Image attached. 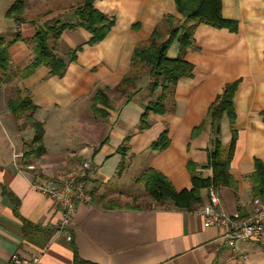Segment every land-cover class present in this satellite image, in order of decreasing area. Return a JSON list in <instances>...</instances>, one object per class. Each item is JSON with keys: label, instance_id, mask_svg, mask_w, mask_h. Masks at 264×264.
I'll return each instance as SVG.
<instances>
[{"label": "crops", "instance_id": "obj_1", "mask_svg": "<svg viewBox=\"0 0 264 264\" xmlns=\"http://www.w3.org/2000/svg\"><path fill=\"white\" fill-rule=\"evenodd\" d=\"M15 2L22 8L8 17ZM82 2L0 0V38L14 41L0 82V264H9L13 255L22 264L33 259L36 264H264V236L231 249L221 238L222 228L204 226L208 188L199 190L200 202L192 211H184L157 207L136 181L153 169L176 192L190 191L189 165L201 179L211 180L209 153L216 136L209 110L227 84L238 82L234 120L223 114L216 121L224 148L231 129L236 131L229 168L235 187L215 190L221 209L235 220L251 213L252 200L260 198L253 195L251 179L256 162L264 169V0H221V15L235 23L232 29L196 23L194 48L185 55L194 67L192 75L181 77L170 94L173 111L149 113L142 130L144 107L158 95L146 88L148 71L130 98L112 90L128 72L134 47L149 38L164 16L183 20L174 0H96L93 7L114 20L101 42L88 45L86 30L66 29L51 42L55 54L68 61L63 77L49 75L45 66L25 78L19 75L34 61L36 31L55 22L73 24ZM71 51H76L74 61H69ZM177 55L175 39L167 57ZM103 88L110 90L111 101L105 118L90 110L93 95ZM18 93L31 99L36 107L32 120L43 125L39 156H21L30 150L34 129L9 109L8 99ZM163 134L167 146L151 151ZM71 137L77 140L74 146ZM123 147L124 155L119 152ZM86 161L89 168L82 171ZM82 173L91 203L76 204L70 227L58 236L62 210L34 185L58 186L69 174Z\"/></svg>", "mask_w": 264, "mask_h": 264}, {"label": "trees", "instance_id": "obj_2", "mask_svg": "<svg viewBox=\"0 0 264 264\" xmlns=\"http://www.w3.org/2000/svg\"><path fill=\"white\" fill-rule=\"evenodd\" d=\"M96 0H83L81 6L76 10V21L73 24H53L45 25L36 31L33 38L35 58L31 65L26 67L19 74L25 78L29 76L38 66H45L49 69V75L61 78L67 69L68 61L59 58L55 54V48L52 46L61 36L64 30L82 28L86 30L91 38L88 45H94L101 42L109 33L113 26V18H109L98 12L93 7ZM176 11L182 16L183 20H176L171 15H166L161 22L155 26L149 38L137 44L132 52L128 72L122 77L119 84L112 90L114 93L130 98L138 90L141 77L147 70L148 82L146 88L149 94L158 95L153 101L148 102L144 107V113L141 116L138 129L142 130L148 127V115L154 113L164 115L172 112L174 104L169 101L170 94L177 85L181 77L191 76L193 65L185 60L186 53L194 48L193 31L196 23H204L214 28L232 29L234 22L225 20L221 15V0H174ZM19 2H15L8 10L7 16L11 17L21 10ZM177 40L178 55L175 59L167 57V51L172 42ZM14 42V41H13ZM0 38V82L3 74L9 65L8 48L13 43ZM52 42V45H51ZM79 49V48H78ZM75 52L71 51L69 61L75 60ZM238 82L227 84L222 94H220L214 104L211 106L208 118L214 122V132L216 136L213 141V149L209 153V160L212 167V179H201L195 173V167L188 166L191 174L192 189L190 191L176 192L170 182L159 172L148 169L136 180L141 183L146 195L154 202L157 207L173 205L175 208L184 211H192L200 202L199 190L201 188H214L218 186L235 187V182L229 174L230 163L233 158L234 146L236 141V131L231 129L232 139L226 148H224L218 138L216 121L225 114L230 121L234 120V111L232 108V98ZM108 88L97 89L92 97L90 110L97 116L106 117L110 106L108 97ZM8 106L14 118L21 116L33 127L34 135L28 146L30 155L39 156L43 152L42 137L44 133L43 125L40 122L32 120V113L35 106L28 97L18 93L15 98L8 99ZM264 120V110L261 112ZM204 121L200 128L204 127ZM168 144L166 136L161 135L150 145L151 151H160ZM124 147L119 150L124 155ZM190 164V163H189ZM121 168L123 165L121 164ZM255 187L253 188L254 197L260 196L264 200V169L260 162H256V171L251 176ZM259 198V199H260Z\"/></svg>", "mask_w": 264, "mask_h": 264}, {"label": "built area", "instance_id": "obj_3", "mask_svg": "<svg viewBox=\"0 0 264 264\" xmlns=\"http://www.w3.org/2000/svg\"><path fill=\"white\" fill-rule=\"evenodd\" d=\"M24 155V152L21 156ZM89 168V162L81 164L82 171ZM36 190L43 196L54 200L62 210V217L57 225V235H62L64 230L70 227L73 221L76 204H90L91 198L86 190V182L81 175L69 174L58 186L51 182L34 185ZM209 205L204 211V226L218 227L223 229L221 238L227 246L235 249L239 241L258 240L264 236V201L254 198L251 202L252 210L243 220L237 221L226 214L220 207L219 198L214 188H208ZM67 241H71V236H66ZM37 259H33L30 264H36ZM9 264H22L19 257L11 256Z\"/></svg>", "mask_w": 264, "mask_h": 264}, {"label": "rangeland", "instance_id": "obj_4", "mask_svg": "<svg viewBox=\"0 0 264 264\" xmlns=\"http://www.w3.org/2000/svg\"><path fill=\"white\" fill-rule=\"evenodd\" d=\"M61 44H64V43H61ZM147 75V74H146ZM145 77H143V79H144ZM142 79V77H141V79H140V82L143 80ZM144 82H145V80H143ZM143 81H142V83H143ZM147 84V83H146ZM12 93V92H11ZM12 95H14V93L12 94ZM70 145H75V144H77V140H74L72 137H71V139H70V143H69ZM150 198V197H149ZM144 204V203H143Z\"/></svg>", "mask_w": 264, "mask_h": 264}]
</instances>
